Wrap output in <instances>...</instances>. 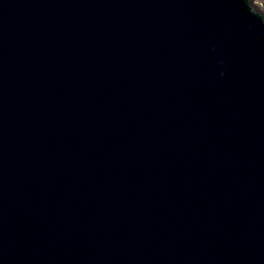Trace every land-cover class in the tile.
<instances>
[{
    "label": "water",
    "instance_id": "1",
    "mask_svg": "<svg viewBox=\"0 0 264 264\" xmlns=\"http://www.w3.org/2000/svg\"><path fill=\"white\" fill-rule=\"evenodd\" d=\"M0 264H264V11L0 0Z\"/></svg>",
    "mask_w": 264,
    "mask_h": 264
},
{
    "label": "built area",
    "instance_id": "2",
    "mask_svg": "<svg viewBox=\"0 0 264 264\" xmlns=\"http://www.w3.org/2000/svg\"><path fill=\"white\" fill-rule=\"evenodd\" d=\"M252 1L258 8L264 11V0H252Z\"/></svg>",
    "mask_w": 264,
    "mask_h": 264
}]
</instances>
